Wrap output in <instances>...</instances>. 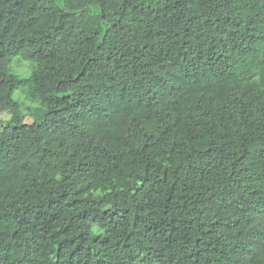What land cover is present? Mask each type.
Here are the masks:
<instances>
[{
    "label": "trees",
    "instance_id": "obj_1",
    "mask_svg": "<svg viewBox=\"0 0 264 264\" xmlns=\"http://www.w3.org/2000/svg\"><path fill=\"white\" fill-rule=\"evenodd\" d=\"M0 110V264H264V0H0Z\"/></svg>",
    "mask_w": 264,
    "mask_h": 264
},
{
    "label": "rangeland",
    "instance_id": "obj_2",
    "mask_svg": "<svg viewBox=\"0 0 264 264\" xmlns=\"http://www.w3.org/2000/svg\"><path fill=\"white\" fill-rule=\"evenodd\" d=\"M11 65L16 72L22 73L21 75L23 76H28L31 73V71L29 72L30 61L23 59L21 56H16ZM13 98L21 104L22 113L25 115V121L29 123L33 122L36 117V111L40 107L39 102L29 99L22 89L15 90ZM11 115L12 113L10 110H0V130L2 125L10 120Z\"/></svg>",
    "mask_w": 264,
    "mask_h": 264
}]
</instances>
